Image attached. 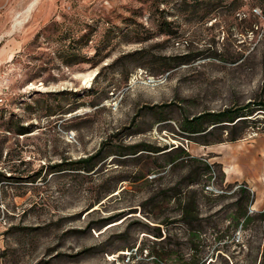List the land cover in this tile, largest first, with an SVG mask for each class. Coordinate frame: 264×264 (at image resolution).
<instances>
[{
	"label": "rangeland",
	"instance_id": "374dc122",
	"mask_svg": "<svg viewBox=\"0 0 264 264\" xmlns=\"http://www.w3.org/2000/svg\"><path fill=\"white\" fill-rule=\"evenodd\" d=\"M258 102L264 0H0V264H264Z\"/></svg>",
	"mask_w": 264,
	"mask_h": 264
},
{
	"label": "trees",
	"instance_id": "16d2710c",
	"mask_svg": "<svg viewBox=\"0 0 264 264\" xmlns=\"http://www.w3.org/2000/svg\"><path fill=\"white\" fill-rule=\"evenodd\" d=\"M247 104L244 107H239L235 109H224L221 112L218 113H204L200 114L196 117H193L192 119H184L183 125L181 126V131L184 132L188 137L196 136L198 134H209L211 130L215 129L217 125L219 126H227V127H233L237 124L244 123L249 119V117L253 115H264V102H258L257 104ZM205 124H208V127H205ZM209 128H212L210 131ZM26 128L22 127L21 130H25ZM22 134V131H21ZM229 137L227 138V142L233 143L240 139L239 136L233 135L232 133H228ZM106 144H103L99 151L92 157H90L87 160H82L80 162H77V164L81 165L80 168L82 171H86L91 167V163L96 161H102L104 158H106L105 155L107 152H110L108 149L105 148ZM144 146V145H142ZM139 149V145H136L134 147L127 148L128 154L130 155H136ZM148 147H142V151H150L151 153H157L158 150L151 148L150 150H147ZM108 150V151H107ZM175 149H172L173 151ZM169 151L168 153H170ZM121 154V153H120ZM195 161V160H194ZM205 162V161H204ZM204 167L200 169L201 172L205 175L206 173L209 174L211 170V165L207 162H205ZM90 165V167H88ZM241 192L245 195H247L248 198V191L246 190V187L241 188ZM190 195L192 196L196 195L195 192H190ZM186 219H184L185 221ZM104 222H107L108 219H104ZM102 221V222H103ZM159 238V237H157ZM264 258V251L262 254Z\"/></svg>",
	"mask_w": 264,
	"mask_h": 264
},
{
	"label": "crops",
	"instance_id": "0c3cea01",
	"mask_svg": "<svg viewBox=\"0 0 264 264\" xmlns=\"http://www.w3.org/2000/svg\"><path fill=\"white\" fill-rule=\"evenodd\" d=\"M230 170V169H229ZM229 170H227V169H225V171L223 170L222 171V173H223V175H224V179H225V181H226V179L228 180L229 178H233L232 176H233V174L232 173H237L238 175H239V179L241 178V180H243V181H245V182H247L248 180H247V177H246V173L248 174V172L246 171L245 172V170L243 169V168H241V169H239L240 171H237V170H234V171H229ZM245 175V176H244ZM254 175H253V171L251 172V175L249 176L250 177V179H252L253 180V177ZM237 178L235 177V180H233L232 182H237ZM230 181V180H229ZM251 185H253L252 183H251Z\"/></svg>",
	"mask_w": 264,
	"mask_h": 264
},
{
	"label": "built area",
	"instance_id": "2783aa9c",
	"mask_svg": "<svg viewBox=\"0 0 264 264\" xmlns=\"http://www.w3.org/2000/svg\"><path fill=\"white\" fill-rule=\"evenodd\" d=\"M206 190H211L210 185H207V186H206Z\"/></svg>",
	"mask_w": 264,
	"mask_h": 264
}]
</instances>
